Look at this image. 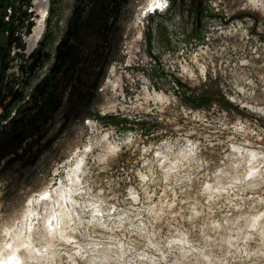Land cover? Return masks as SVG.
<instances>
[{"label":"rangeland","instance_id":"1","mask_svg":"<svg viewBox=\"0 0 264 264\" xmlns=\"http://www.w3.org/2000/svg\"><path fill=\"white\" fill-rule=\"evenodd\" d=\"M147 2L0 25V264H264V0Z\"/></svg>","mask_w":264,"mask_h":264},{"label":"flooded vegetation","instance_id":"2","mask_svg":"<svg viewBox=\"0 0 264 264\" xmlns=\"http://www.w3.org/2000/svg\"><path fill=\"white\" fill-rule=\"evenodd\" d=\"M27 1V4H26ZM9 2H11V4L9 5ZM51 2L52 0H49V13L51 10ZM74 4V2H73ZM71 4V8L72 10L69 13L68 16V20H67V26H66V31L64 33V35L62 36V38H60V42L58 44V46L54 49V52L50 55L51 60H50V65L48 66L49 69V78L52 77L53 78V74L56 71V69L59 67V63H60V56L61 53L63 51V48L66 47L67 44V39L70 35V30L72 27V24H74V20L76 19V9L78 8H74V5ZM116 6V5H115ZM113 8V10H109L108 14H107V19L106 21H103L104 24L107 22V20L109 19V17L111 15H117V9ZM37 7L34 9V5H33V0H0V25H4L7 24V29L4 32V35L7 37L8 41H9V51L7 52V54L9 53L11 57L14 58L15 55H23L26 56V54H28V52L26 51V48L28 46H30V43L39 35L40 31V26L39 24L35 22L36 19H39L38 15L39 12L36 11ZM37 12V13H36ZM91 14H94V11L92 10ZM41 18L45 17V12H41L40 13ZM96 16V15H95ZM91 17V16H90ZM89 17V18H90ZM113 17V16H111ZM47 18H49V14L47 16ZM92 18V17H91ZM99 17H97V20ZM101 20L103 18H100ZM114 19V18H113ZM28 23L29 24V28H28V33L27 35H25L23 32H25V24ZM96 32L93 30L92 34H95ZM98 34V33H97ZM105 34H107V27L105 28V32L103 35L99 34L98 38L101 40L102 37L105 38ZM79 44V42H78ZM81 44V43H80ZM22 46V48H21ZM29 49V47H28ZM67 50H69L67 48ZM66 50V51H67ZM63 65L66 66L64 69H66V71L63 72V70H61L60 72H62L60 74V79L64 80L66 82V84L63 86V90L61 91L60 94V100L58 101V104H62L63 103V99L65 96V93L67 91V89L70 87L71 88V81H68V76L69 74L72 75V72L74 73L76 71L75 69V65H72L73 62L71 60L70 64L67 65V52L63 53ZM29 55V54H28ZM27 55V56H28ZM8 58V56H7ZM7 63V67H8V62ZM75 64V63H74ZM72 65V66H71ZM5 66V68H7ZM55 79V78H54ZM38 87L40 88V81L37 82Z\"/></svg>","mask_w":264,"mask_h":264},{"label":"built area","instance_id":"3","mask_svg":"<svg viewBox=\"0 0 264 264\" xmlns=\"http://www.w3.org/2000/svg\"><path fill=\"white\" fill-rule=\"evenodd\" d=\"M155 1H159V0H155ZM153 2V1H152ZM33 5H34V9L37 7V12H39V14H37L38 15V17H39V19H36L35 20V22H36V24L38 23L39 24V26H40V33H39V35L30 43V46H28L29 47V49H28V47H27V51H28V54H30L31 52L33 53L36 49H37V46H38V44H39V41L41 40V38H42V36H43V34H44V31H45V28H46V22H47V20H48V18H47V16H48V14H49V0H33ZM151 10L152 11H154V9H150V12H151ZM45 12V17H43V18H41V16H40V13L41 12ZM36 12V13H37ZM27 54V55H28ZM31 55V54H30ZM29 56V55H28ZM50 65V63L48 64V66ZM48 66H46L45 68H44V70L45 71H47L48 69ZM15 71V70H14Z\"/></svg>","mask_w":264,"mask_h":264},{"label":"bare ground","instance_id":"4","mask_svg":"<svg viewBox=\"0 0 264 264\" xmlns=\"http://www.w3.org/2000/svg\"><path fill=\"white\" fill-rule=\"evenodd\" d=\"M148 2V5H149V7H150V9H157V6H158V1H154V2H150L149 0H147ZM147 10V9H146ZM144 15H145V13H144ZM137 26V25H136ZM74 183V182H73ZM59 202V201H58ZM57 201H56V203H55V205H58L59 203H58ZM54 207V206H53ZM60 208H63V206H60ZM62 214V212H59V214H57V217L58 216H60ZM63 215V214H62ZM63 217H64V215H63Z\"/></svg>","mask_w":264,"mask_h":264},{"label":"snow or ice","instance_id":"5","mask_svg":"<svg viewBox=\"0 0 264 264\" xmlns=\"http://www.w3.org/2000/svg\"><path fill=\"white\" fill-rule=\"evenodd\" d=\"M44 199H46V197H43Z\"/></svg>","mask_w":264,"mask_h":264}]
</instances>
